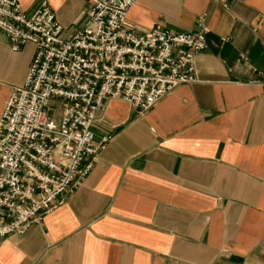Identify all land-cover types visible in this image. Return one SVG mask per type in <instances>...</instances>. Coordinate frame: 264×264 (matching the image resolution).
<instances>
[{"label":"crops","instance_id":"1","mask_svg":"<svg viewBox=\"0 0 264 264\" xmlns=\"http://www.w3.org/2000/svg\"><path fill=\"white\" fill-rule=\"evenodd\" d=\"M42 1L64 38L88 20L86 0H19L26 15ZM200 25L195 82L143 116L108 100L89 173L41 223L0 241V264H264V0H136L125 22L137 34ZM33 54L0 33V116Z\"/></svg>","mask_w":264,"mask_h":264},{"label":"built area","instance_id":"2","mask_svg":"<svg viewBox=\"0 0 264 264\" xmlns=\"http://www.w3.org/2000/svg\"><path fill=\"white\" fill-rule=\"evenodd\" d=\"M135 1L86 0V24L64 38L45 1L26 15L19 0H0V33L10 50L34 47L24 82L0 116V241L41 223L89 173L107 143L95 144L91 128L108 100L143 116L195 82L194 59L208 29L134 33L125 22Z\"/></svg>","mask_w":264,"mask_h":264}]
</instances>
